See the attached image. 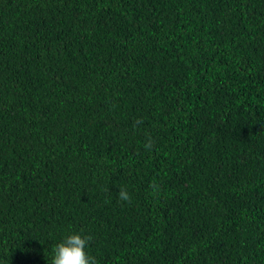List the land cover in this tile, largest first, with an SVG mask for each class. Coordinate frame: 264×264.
<instances>
[{
    "label": "trees",
    "instance_id": "16d2710c",
    "mask_svg": "<svg viewBox=\"0 0 264 264\" xmlns=\"http://www.w3.org/2000/svg\"><path fill=\"white\" fill-rule=\"evenodd\" d=\"M73 233L264 264V0H0V264Z\"/></svg>",
    "mask_w": 264,
    "mask_h": 264
},
{
    "label": "clouds",
    "instance_id": "9594fccd",
    "mask_svg": "<svg viewBox=\"0 0 264 264\" xmlns=\"http://www.w3.org/2000/svg\"><path fill=\"white\" fill-rule=\"evenodd\" d=\"M152 141L145 145L150 148ZM155 187V184L150 185ZM116 198L120 201L128 202L131 197L128 191L120 188L116 193ZM91 240L90 236H81L73 233L68 235L61 243L57 244L53 249V257L51 264H98L95 257L90 256L86 247Z\"/></svg>",
    "mask_w": 264,
    "mask_h": 264
}]
</instances>
